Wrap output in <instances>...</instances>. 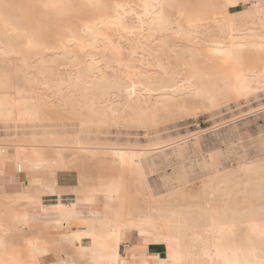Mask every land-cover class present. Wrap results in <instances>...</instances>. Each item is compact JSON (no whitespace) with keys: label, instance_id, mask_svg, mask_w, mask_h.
Instances as JSON below:
<instances>
[{"label":"rangeland","instance_id":"rangeland-1","mask_svg":"<svg viewBox=\"0 0 264 264\" xmlns=\"http://www.w3.org/2000/svg\"><path fill=\"white\" fill-rule=\"evenodd\" d=\"M41 1L1 0L0 12L28 32L6 33L16 37L11 39L0 28L5 51L0 62L9 61L0 64V94L27 100L37 117L0 119V157L14 149L15 158L22 144L37 147L51 167V182L92 198L103 221L120 213L180 214L185 244L194 253L195 234L198 246L209 238L202 232L209 218L264 217V87L238 92L228 87L232 72L264 68V50L241 56L230 48L242 36L264 38V9L255 10L262 2L247 0L233 14L226 0H166L163 15L170 29L153 32L142 23L145 0H101L103 9L95 11L78 0H68L60 11L44 9ZM116 3L125 9L120 19L128 28L92 25L98 15L109 19ZM24 34L39 48L26 51L17 42ZM68 37L83 44L96 37V53L77 44L69 47L71 59L57 54ZM90 58L108 76L128 75L141 97L72 88L80 66L75 61ZM154 79L173 87L169 97L137 85ZM109 148L143 150L141 172L116 164ZM108 193L115 197L107 199ZM240 227L238 222L232 237L239 244L248 237ZM95 230L100 242L104 229Z\"/></svg>","mask_w":264,"mask_h":264},{"label":"bare ground","instance_id":"bare-ground-1","mask_svg":"<svg viewBox=\"0 0 264 264\" xmlns=\"http://www.w3.org/2000/svg\"><path fill=\"white\" fill-rule=\"evenodd\" d=\"M78 1L82 7L91 9V11L103 9L101 0ZM226 1L229 7H235L237 5L235 0ZM144 3V21H142V23H145L148 27H150L151 31L153 32H162L170 29L167 28V25L169 24L168 19L163 15L166 0H145ZM262 3L263 5L256 7V14L261 13L264 9V2ZM41 6L44 9L60 11L68 6V0H42ZM111 10L112 12L111 15H109V19H103L98 15V17L93 21L92 25L110 24L117 25L122 29L128 28L127 23L122 22L120 19L122 14L125 12L123 5L117 3L113 4L111 6ZM0 28H3V31L6 34L8 32L17 33L18 28L23 27L15 24L11 19H8L0 12ZM93 29L95 28L93 27ZM82 34L85 35V33ZM24 40L23 47L26 51H32L39 48V43L34 39L32 40L28 34H24ZM96 42V37L91 38V42H86V44H83V42L77 43L75 39L68 37L66 39H62L55 50L57 51V54L71 59L72 57L69 47L72 45L82 44V46H85L89 49L90 53H92L94 50L96 53ZM230 48H232L234 51L232 55L241 56L248 50L263 51L264 38L254 39L253 37L242 36L235 39L234 42L231 43ZM0 52L1 54H5L4 50H0ZM97 52L98 54L101 53V51ZM104 54L105 53H103V56L106 55ZM87 56L90 55L88 54ZM115 56L117 58L116 61L120 62V55L116 54ZM75 63L80 66L77 68V79H74V81L71 83V87L77 91L88 88L106 89L125 94L127 97L135 94L136 99L139 98L140 95L138 93L140 90L134 88L136 84L128 75L123 77L108 76V74L100 67L101 62L97 59L90 58L83 62L75 61ZM121 65L123 66V63ZM230 76L231 77L229 79L228 87L234 92L256 90L264 87V68L261 71L242 70L241 74L232 72ZM137 85L147 89L149 92L156 91L161 97H169L168 95H171L170 92L173 89L171 85L162 83L161 80L156 79L150 81L144 80L137 83ZM188 93L190 95H194L196 94V90L191 89ZM35 110L36 109L34 106H31L27 103V100L20 99L19 97H13L4 93L0 94V119L7 120L14 116L21 122H32L37 117ZM107 111L109 113L113 112L112 108L110 107ZM82 150H84V148H82ZM106 150L113 158L114 162L119 166L128 168L130 170L134 168L138 172H141V158L143 155V150L127 148H109ZM15 154V159L18 163H26L27 158L31 160L30 164L32 165L41 166L47 163L46 160H42V153L35 146H27L26 144L19 145L15 150ZM1 158L2 157H0V164H2ZM114 197L115 195L113 194L108 193L107 195V199ZM85 200H90V198H86ZM86 206L92 207L89 208L90 210H95L94 203L92 202H88V205ZM182 219L183 218L180 216V214H177V216L174 217L153 218L150 215L128 216V214L125 215L124 213H120L115 218V220H98L96 221V224L102 226L104 229L103 238L106 240H113L114 244L113 248H106L107 251L101 255H98L93 259L92 262L94 264H117V255L115 253V249L119 243V232L121 229H132L135 230L140 236L150 239L151 242L164 245L166 250L165 256L162 259L157 260L154 264H264V217H243L241 221L236 220V218L233 217H225L221 218L218 222H215L213 219L209 218L208 225L202 230V232L207 234L209 238L206 239V241L201 246L197 245L199 234H195V241H193L191 248L196 250V253L191 251L190 248L188 249L185 244L184 239L186 237V230L181 226ZM237 221L240 222L241 226L248 235L247 241L245 243L239 244L232 239L233 234L237 229ZM88 240L89 239H84L83 243H88ZM99 244L100 247L104 246L103 248H105V245H103L104 243H102V239H100Z\"/></svg>","mask_w":264,"mask_h":264},{"label":"crops","instance_id":"crops-1","mask_svg":"<svg viewBox=\"0 0 264 264\" xmlns=\"http://www.w3.org/2000/svg\"><path fill=\"white\" fill-rule=\"evenodd\" d=\"M245 1L240 0L228 9H234L233 14L243 11L247 7ZM249 2L256 5L264 0ZM18 39L23 47L24 39ZM45 156L50 159L49 154ZM1 160L0 264H90L108 247L113 248L114 241L104 238L105 248L99 246L95 229L100 225L96 221L103 219L92 198H79L73 187L52 183L49 165H32L28 158L26 163H18L14 149ZM42 160H46L43 155ZM88 202L94 203L95 210L86 206ZM84 239H89L88 243H83ZM165 252L163 244L151 242L135 230L121 229L119 232L115 249L117 264H154Z\"/></svg>","mask_w":264,"mask_h":264}]
</instances>
